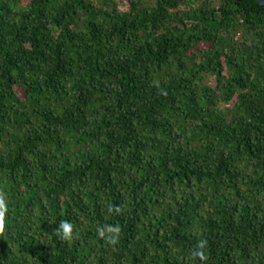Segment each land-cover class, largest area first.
I'll return each instance as SVG.
<instances>
[{
	"label": "trees",
	"instance_id": "trees-1",
	"mask_svg": "<svg viewBox=\"0 0 264 264\" xmlns=\"http://www.w3.org/2000/svg\"><path fill=\"white\" fill-rule=\"evenodd\" d=\"M121 1L0 0V264H264V5Z\"/></svg>",
	"mask_w": 264,
	"mask_h": 264
},
{
	"label": "clouds",
	"instance_id": "clouds-1",
	"mask_svg": "<svg viewBox=\"0 0 264 264\" xmlns=\"http://www.w3.org/2000/svg\"><path fill=\"white\" fill-rule=\"evenodd\" d=\"M115 211L117 214L121 212V208L119 206L113 208H109V212ZM6 213H7V202L5 198V194L0 192V235H4L6 229ZM73 225L68 222L67 220H63L59 223L58 227L56 228V234L60 237V239L71 242L73 240ZM120 233L119 226H112L107 225L102 227L99 230V234L101 237H106L108 243L114 244L117 242V237ZM207 245L206 240L198 241L197 245L195 246L194 250L192 251L193 257H198L201 261L207 260V255L204 251Z\"/></svg>",
	"mask_w": 264,
	"mask_h": 264
},
{
	"label": "rangeland",
	"instance_id": "rangeland-1",
	"mask_svg": "<svg viewBox=\"0 0 264 264\" xmlns=\"http://www.w3.org/2000/svg\"><path fill=\"white\" fill-rule=\"evenodd\" d=\"M120 6L124 9L128 8V1L127 0H122L120 2ZM213 81V80H212Z\"/></svg>",
	"mask_w": 264,
	"mask_h": 264
},
{
	"label": "water",
	"instance_id": "water-1",
	"mask_svg": "<svg viewBox=\"0 0 264 264\" xmlns=\"http://www.w3.org/2000/svg\"><path fill=\"white\" fill-rule=\"evenodd\" d=\"M237 1H240V0H237ZM258 2H259L260 4H263V5H264V0H258Z\"/></svg>",
	"mask_w": 264,
	"mask_h": 264
}]
</instances>
